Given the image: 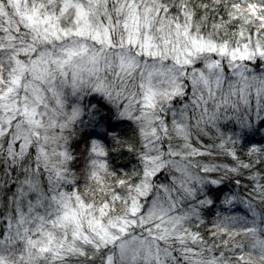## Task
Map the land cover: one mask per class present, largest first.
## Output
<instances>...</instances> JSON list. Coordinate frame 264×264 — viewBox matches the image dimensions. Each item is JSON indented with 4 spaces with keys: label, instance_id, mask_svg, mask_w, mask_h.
<instances>
[{
    "label": "snow or ice",
    "instance_id": "6c2138e0",
    "mask_svg": "<svg viewBox=\"0 0 264 264\" xmlns=\"http://www.w3.org/2000/svg\"><path fill=\"white\" fill-rule=\"evenodd\" d=\"M0 264H264V0H0Z\"/></svg>",
    "mask_w": 264,
    "mask_h": 264
}]
</instances>
